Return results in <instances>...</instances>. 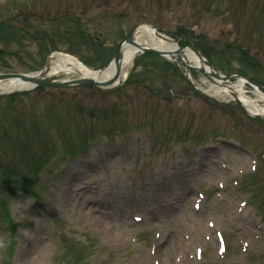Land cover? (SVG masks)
<instances>
[{
    "label": "rangeland",
    "instance_id": "1",
    "mask_svg": "<svg viewBox=\"0 0 264 264\" xmlns=\"http://www.w3.org/2000/svg\"><path fill=\"white\" fill-rule=\"evenodd\" d=\"M16 8L39 14L28 20L32 26L68 30L55 48L47 45L43 58L32 39L15 43L18 33L9 29L0 48L12 51L0 52V73L40 70L60 52L102 67L114 45L146 22L174 38L203 40L215 51L229 44L224 59L207 57L215 68L264 84V0H0V12L12 9L13 15ZM97 38L114 45L94 58L105 46ZM136 58L119 92L74 85L16 94L25 109L14 112L33 122L0 126V171L11 174L2 163L20 174L32 169L27 157L14 161L21 152L14 155L5 143L17 127L26 129L22 140H31L33 155L48 160L34 175L38 198L13 197L9 187L0 191L1 209L7 205L13 215L0 216V264H264V119L250 118L233 100L191 89L181 63L175 70L163 59ZM193 75L204 87L212 83L200 72ZM3 95L0 119L10 104ZM110 106L118 131L100 113ZM36 123L48 143L36 138ZM14 132L22 136L23 129ZM80 135L95 137L67 154L63 137L79 144ZM254 155L260 160L252 174ZM219 233L227 240L224 253ZM73 237L85 244H73Z\"/></svg>",
    "mask_w": 264,
    "mask_h": 264
},
{
    "label": "bare ground",
    "instance_id": "2",
    "mask_svg": "<svg viewBox=\"0 0 264 264\" xmlns=\"http://www.w3.org/2000/svg\"><path fill=\"white\" fill-rule=\"evenodd\" d=\"M133 40L134 43L126 42L122 46L120 51V59L117 62H111L104 70L95 71L92 68L85 65L83 62L78 60L77 58L69 55V54H53L48 58V62L45 66L44 71L33 75V77L41 79V78H52L55 76L62 75L64 77H68V75L73 72L78 73L82 77H91L95 78L100 82L109 81L116 72L117 67L119 66L120 75L114 80L113 83L109 84L110 86L117 85L121 83L129 73L133 62L134 56L138 49V45L135 43H140L152 47L157 48H171L174 49L177 47L175 43L168 42L164 39L159 38L154 30L149 27L147 24L138 25L133 31ZM186 53V61L189 62L193 60L198 65L203 66L205 69H209L206 65H204L199 58L188 48L185 49ZM189 77L193 80L194 77L190 73ZM220 80V79H219ZM34 82H32L31 78L23 79L21 77H11L0 80V92H10L13 90H20L23 88L31 87ZM231 88L228 85H222L218 82L212 83L208 88H204L206 92L210 95H214L216 97H223L228 99L227 95H231L232 92L236 93L237 97L241 101V106L247 111L251 113H260L264 115V94L259 90L254 89L252 94L248 93L244 86L245 80L242 79L241 76H237V80L231 83ZM180 176H176L172 178L165 187L170 186L175 180L179 179ZM189 182L186 183L188 185Z\"/></svg>",
    "mask_w": 264,
    "mask_h": 264
},
{
    "label": "water",
    "instance_id": "3",
    "mask_svg": "<svg viewBox=\"0 0 264 264\" xmlns=\"http://www.w3.org/2000/svg\"><path fill=\"white\" fill-rule=\"evenodd\" d=\"M154 33L156 35L160 36V37H163V38H166V39H169V40H173L170 37H167V36L161 34L157 30H154ZM125 41H129L131 43H134L132 32L124 40H122L120 42V44H119V46L117 48V51H116L115 56H114V61L117 62V63H118V61L120 59V51H121V48H122V44ZM173 41H176V40H173ZM135 43L138 45V47H139L138 49L140 51H148V52H152V53H155L157 55L164 56V57H169V55H170L172 58H175L178 61L184 62L187 69H200L203 72L205 71L202 67H199V66L197 67V66L191 65V64H189L188 62H186L184 60V57H186V56L182 55V52H184V49H185L186 46L179 47L174 52V51L169 50V49L154 48V47H151V46L141 45V44H139L137 42H135ZM187 47L192 49L202 61H204L205 63H207L209 65V67L212 69L211 73L213 75H215L216 77L229 78L230 76L240 75V76H243L248 81L247 82L248 86L253 87V88H255V86H256L258 89H260L262 92H264V86H262L260 84H257L249 76L243 75L241 73H236L234 75H226V76L225 75H220L218 72L213 70V67L209 64V62L203 57L202 53L195 46L189 45ZM119 72L120 71H119V66H118L117 69H116L115 75L107 82H100V81L94 80L92 78H81V79L71 80V81H56V80H48V79H38V78H35V77H29L28 75H25V74H15V73L0 74V80L4 79V78H8V77H22L24 79L31 78L33 81H35L38 84H48V85H57V86H66V85H70V84L75 83V82L87 83V84H96V85H105V84L112 83L118 77ZM233 94L236 96L235 93H233Z\"/></svg>",
    "mask_w": 264,
    "mask_h": 264
},
{
    "label": "trees",
    "instance_id": "4",
    "mask_svg": "<svg viewBox=\"0 0 264 264\" xmlns=\"http://www.w3.org/2000/svg\"><path fill=\"white\" fill-rule=\"evenodd\" d=\"M6 179H7L8 182H10V177H9V176H8ZM17 183H18V181L16 182V184H17ZM22 186H23L24 190H29L28 188H29L30 185H27V187H26V183H23ZM22 186H21V187H22ZM25 187H26V188H25Z\"/></svg>",
    "mask_w": 264,
    "mask_h": 264
},
{
    "label": "snow or ice",
    "instance_id": "5",
    "mask_svg": "<svg viewBox=\"0 0 264 264\" xmlns=\"http://www.w3.org/2000/svg\"><path fill=\"white\" fill-rule=\"evenodd\" d=\"M137 219H139V217H137Z\"/></svg>",
    "mask_w": 264,
    "mask_h": 264
}]
</instances>
